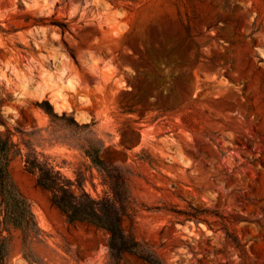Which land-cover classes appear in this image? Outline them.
<instances>
[{
	"label": "rangeland",
	"instance_id": "rangeland-1",
	"mask_svg": "<svg viewBox=\"0 0 264 264\" xmlns=\"http://www.w3.org/2000/svg\"><path fill=\"white\" fill-rule=\"evenodd\" d=\"M6 130L40 263L113 264L107 234L68 224L23 162L33 149L98 197L107 187L79 146L99 140L103 162L128 174L123 228L164 264H264V0H0ZM189 206L224 215L229 236L215 216L178 214ZM9 264H28L18 239Z\"/></svg>",
	"mask_w": 264,
	"mask_h": 264
},
{
	"label": "trees",
	"instance_id": "trees-1",
	"mask_svg": "<svg viewBox=\"0 0 264 264\" xmlns=\"http://www.w3.org/2000/svg\"><path fill=\"white\" fill-rule=\"evenodd\" d=\"M45 112L51 118H57L51 106L44 101ZM63 113L61 117H65ZM69 122L77 126L72 116ZM87 128V124L81 125ZM79 146L93 167L102 175V183L107 187L101 196L93 197L84 189V177L80 172L74 179L65 177L47 161L40 159L33 149L24 156V168L35 174V185L47 192L50 204L57 208L68 224L82 223L104 231L107 248L113 264H119L123 254H129L146 264H164L156 253L139 242L132 232H126L122 221L130 216L131 192L128 186V174L123 168L106 164L100 158V144L95 147L89 140ZM21 155V150L11 140L8 130L0 132V264H9L11 245L14 239L20 243L22 257L28 264H42L32 251V243L42 235L30 203L14 183L10 173L11 160ZM185 220L195 224L209 225L208 217L215 216L220 220L221 228L229 236L227 218L208 208L189 206L188 210L178 211ZM238 246V240L231 238Z\"/></svg>",
	"mask_w": 264,
	"mask_h": 264
},
{
	"label": "bare ground",
	"instance_id": "bare-ground-1",
	"mask_svg": "<svg viewBox=\"0 0 264 264\" xmlns=\"http://www.w3.org/2000/svg\"><path fill=\"white\" fill-rule=\"evenodd\" d=\"M70 82V81H69ZM65 84H66V82H65ZM68 85V87H71L72 88V86H69L70 85V83L69 84H67ZM57 93H59V92H57ZM53 94L52 96H51V101H52V103L55 105V107H56V109L58 108H60L61 106H64L63 105V103H61V100H63L61 97H63V96H61V97H59V95L58 94Z\"/></svg>",
	"mask_w": 264,
	"mask_h": 264
}]
</instances>
